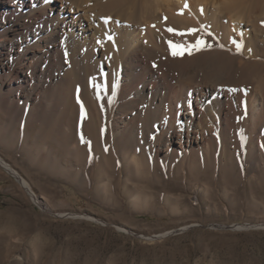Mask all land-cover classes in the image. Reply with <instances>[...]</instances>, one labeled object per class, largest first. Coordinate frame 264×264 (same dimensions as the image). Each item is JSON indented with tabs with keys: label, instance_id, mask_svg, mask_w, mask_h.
<instances>
[{
	"label": "bare ground",
	"instance_id": "6f19581e",
	"mask_svg": "<svg viewBox=\"0 0 264 264\" xmlns=\"http://www.w3.org/2000/svg\"><path fill=\"white\" fill-rule=\"evenodd\" d=\"M262 52L264 0H0V94L15 116H54L87 143L103 135L99 99L113 95L121 148L152 138L165 156L183 152L184 171L199 154L226 168L233 139L264 164ZM0 165L39 201L1 155Z\"/></svg>",
	"mask_w": 264,
	"mask_h": 264
},
{
	"label": "rangeland",
	"instance_id": "374dc122",
	"mask_svg": "<svg viewBox=\"0 0 264 264\" xmlns=\"http://www.w3.org/2000/svg\"><path fill=\"white\" fill-rule=\"evenodd\" d=\"M2 97L0 155L39 201L0 165V264H264V164L242 143L231 141L226 168L187 158L193 175L182 151L165 156L152 138L125 152L110 128L113 95L99 99L104 136L90 149L54 116L20 118ZM207 170L216 183L194 177Z\"/></svg>",
	"mask_w": 264,
	"mask_h": 264
},
{
	"label": "snow or ice",
	"instance_id": "6c2138e0",
	"mask_svg": "<svg viewBox=\"0 0 264 264\" xmlns=\"http://www.w3.org/2000/svg\"><path fill=\"white\" fill-rule=\"evenodd\" d=\"M186 6H187V5H186ZM201 11H202V9H201ZM107 19H111V18L109 17V18H107ZM169 30L171 31V29H169ZM203 44H204L203 41H200V42H199V45H200V46H202ZM177 54H182V53H177L176 51L173 52V55H177ZM189 54H191V53H189Z\"/></svg>",
	"mask_w": 264,
	"mask_h": 264
}]
</instances>
